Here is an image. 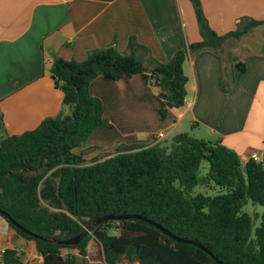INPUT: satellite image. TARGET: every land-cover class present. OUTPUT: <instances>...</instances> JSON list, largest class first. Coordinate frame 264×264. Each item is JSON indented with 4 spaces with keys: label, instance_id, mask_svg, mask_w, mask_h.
Returning a JSON list of instances; mask_svg holds the SVG:
<instances>
[{
    "label": "trees",
    "instance_id": "16d2710c",
    "mask_svg": "<svg viewBox=\"0 0 264 264\" xmlns=\"http://www.w3.org/2000/svg\"><path fill=\"white\" fill-rule=\"evenodd\" d=\"M192 4L200 40L186 43L165 62L130 36L127 53L112 42L86 52L82 60L55 56L49 73L62 93V109L34 129L5 134L0 111V209L30 232L45 238L68 239L92 219L106 214H139L173 235L207 248L223 264H264V159L241 161L233 149L187 132L151 144H119L112 154L88 161L74 152L102 124V102L89 91L100 76L120 80L138 74L154 87L159 115L184 105L190 55L211 50L222 59L219 86L233 84L227 45L264 22L242 18L235 28L219 34L208 23L201 0ZM235 68L244 71V64ZM207 172L198 176L200 163ZM213 183L219 192L195 193L198 184ZM260 205L259 225L243 210ZM3 217V216H2ZM258 216L255 214V218ZM4 218V217H3ZM5 219V218H4ZM16 236L34 242L39 263L87 264V245L95 239L105 264H217L199 247L180 243L155 226L139 220H106L96 224L76 245L35 239L9 221ZM18 250L6 247L3 264H19Z\"/></svg>",
    "mask_w": 264,
    "mask_h": 264
},
{
    "label": "crops",
    "instance_id": "0c3cea01",
    "mask_svg": "<svg viewBox=\"0 0 264 264\" xmlns=\"http://www.w3.org/2000/svg\"><path fill=\"white\" fill-rule=\"evenodd\" d=\"M201 3L209 25L219 34L233 30L242 18L264 19V0ZM130 36L161 62L186 43L200 40L189 0H0L4 133L32 130L62 109V93L49 73L55 56L82 60L87 51L112 42L119 52L127 53ZM226 49L234 79L229 91L219 86L222 59L216 53L205 49L190 55L183 65L186 101L170 108L165 118L159 115L155 88L138 74L116 81L94 78L89 91L102 102V124L76 153L84 151L89 163L98 154L93 151L112 154L119 144H151L155 136H160L156 141L165 140L188 123L194 137L219 139L241 161L253 153L263 160L264 22ZM237 62L244 64L243 72L235 68ZM95 241L87 245L86 263L105 264L99 243L100 256L92 253L98 248ZM6 247L18 250L19 264L42 261L34 242L16 236L10 228L0 235V250Z\"/></svg>",
    "mask_w": 264,
    "mask_h": 264
},
{
    "label": "water",
    "instance_id": "95a60500",
    "mask_svg": "<svg viewBox=\"0 0 264 264\" xmlns=\"http://www.w3.org/2000/svg\"><path fill=\"white\" fill-rule=\"evenodd\" d=\"M0 215L3 216L7 221H9L12 225H14L16 228L20 229L22 232L31 235L33 238L35 239H40V240H44L47 242H52V243H57V244H63V245H76L78 244L81 239L91 231V229L98 223L106 221V220H115V221H119V220H126V219H139L142 221H145L153 226H155L156 228H158L159 230H161L163 233H165L166 235H168L169 237H171L172 239L180 242V243H188V244H192L195 245L197 247H199L200 249H202L203 251H205L208 255H210L214 261L217 264H223L216 256H214L207 248H205L204 246L200 245L199 243H196L194 241L188 240V239H183V238H179L175 235H173L171 232H169L167 229H165L164 227H162L160 224L155 223L154 221L150 220L149 218L139 215V214H106L100 217H97L95 219L90 220L84 227V230L77 234L74 237L68 238V239H55V238H45L42 237L40 235L34 234L32 232H30L29 230H27L26 228H24L23 226H21L19 223H17L16 221H14V219H12V217L5 212L4 210L0 209Z\"/></svg>",
    "mask_w": 264,
    "mask_h": 264
},
{
    "label": "rangeland",
    "instance_id": "374dc122",
    "mask_svg": "<svg viewBox=\"0 0 264 264\" xmlns=\"http://www.w3.org/2000/svg\"><path fill=\"white\" fill-rule=\"evenodd\" d=\"M237 24H235L236 26ZM193 130H191V126L188 123H185L179 130H177V132L181 133V132H187L190 135L194 136L195 132H192ZM171 136H169L167 139L162 140L163 144H169L171 141ZM97 148H94L93 150H95ZM75 152L79 151V148L74 149ZM98 153L96 154L94 157H101L103 154V152L99 153V151H93V153ZM207 168H208V164L206 161H202L200 163V167L198 170V176L202 177L206 174L207 172ZM206 193V194H213L216 192H219V187L215 186L213 183H210L208 185L206 184H198L197 186L194 187V189L192 190V194L195 193ZM243 210L246 211L247 213H249L252 217H253V221H254V227L259 225V221H260V214L262 212V207L260 205H252V203L248 202L244 207ZM255 214L258 216L257 218H255ZM7 226V227H6ZM10 227L7 225V222L5 221V219L0 215V235H5L7 229H9ZM11 229V228H10ZM96 242V241H95ZM96 246L98 247V251L96 248L92 249V253L97 254L100 256V251H99V244L98 242H96ZM22 254L24 253L23 251H21ZM120 264H126V261L124 259L121 260Z\"/></svg>",
    "mask_w": 264,
    "mask_h": 264
},
{
    "label": "built area",
    "instance_id": "2783aa9c",
    "mask_svg": "<svg viewBox=\"0 0 264 264\" xmlns=\"http://www.w3.org/2000/svg\"><path fill=\"white\" fill-rule=\"evenodd\" d=\"M160 136H157L156 138L159 139ZM250 157H252L255 161H261L260 157L256 154L253 153ZM4 249L0 250V258H1V254L3 252Z\"/></svg>",
    "mask_w": 264,
    "mask_h": 264
}]
</instances>
